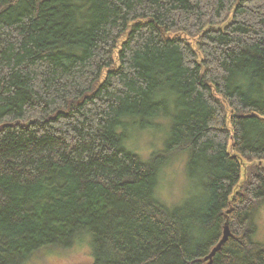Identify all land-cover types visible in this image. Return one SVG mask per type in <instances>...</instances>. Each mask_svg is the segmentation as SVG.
I'll return each mask as SVG.
<instances>
[{
  "label": "trees",
  "instance_id": "obj_1",
  "mask_svg": "<svg viewBox=\"0 0 264 264\" xmlns=\"http://www.w3.org/2000/svg\"><path fill=\"white\" fill-rule=\"evenodd\" d=\"M159 117L162 152L127 151ZM182 153L204 198L171 210ZM263 201L264 0H0V264L85 237L92 264H207L226 224L210 264H264Z\"/></svg>",
  "mask_w": 264,
  "mask_h": 264
},
{
  "label": "rangeland",
  "instance_id": "obj_2",
  "mask_svg": "<svg viewBox=\"0 0 264 264\" xmlns=\"http://www.w3.org/2000/svg\"><path fill=\"white\" fill-rule=\"evenodd\" d=\"M170 114L173 115L174 112L171 111ZM168 120L159 117L152 121L151 127L146 129L137 128L136 124L130 125L125 139L127 151L138 155L143 160L154 153L162 152L163 143L169 138L170 123ZM152 149L154 151H151ZM187 161V154L176 155L169 159L159 175L156 194L168 209L181 207L186 200H191L193 204L198 205L203 203V192L199 186L187 180ZM253 224L255 231L251 240L264 247V201L257 205ZM74 243L68 248L55 249L41 255L36 264H92L91 240L85 237L82 241Z\"/></svg>",
  "mask_w": 264,
  "mask_h": 264
},
{
  "label": "water",
  "instance_id": "obj_3",
  "mask_svg": "<svg viewBox=\"0 0 264 264\" xmlns=\"http://www.w3.org/2000/svg\"><path fill=\"white\" fill-rule=\"evenodd\" d=\"M230 236V232H229V227L227 226V224L224 227L223 230V234L221 239L219 240V242L216 244L215 247L212 248L211 252L209 253V255L206 257L207 260H209V264L211 263V259L212 257L221 250L222 246L226 243L228 237Z\"/></svg>",
  "mask_w": 264,
  "mask_h": 264
},
{
  "label": "bare ground",
  "instance_id": "obj_4",
  "mask_svg": "<svg viewBox=\"0 0 264 264\" xmlns=\"http://www.w3.org/2000/svg\"><path fill=\"white\" fill-rule=\"evenodd\" d=\"M223 230H224V228H223ZM222 234H223V232H222ZM214 247H215V246H214ZM211 250H212V248H211ZM211 250L209 251V253L211 252ZM217 253H218V252H217ZM208 255H209V254H208ZM208 255H207V256H208ZM207 256H206V257H207ZM206 257L203 259V261H204V262H207V264H209L210 261L207 260ZM212 258H213V257H212ZM211 260H212V259H211Z\"/></svg>",
  "mask_w": 264,
  "mask_h": 264
}]
</instances>
